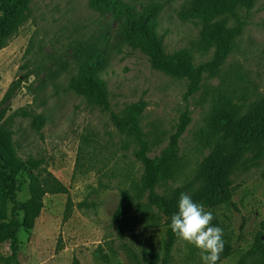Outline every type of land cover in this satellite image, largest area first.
Segmentation results:
<instances>
[{"label":"rangeland","instance_id":"1","mask_svg":"<svg viewBox=\"0 0 264 264\" xmlns=\"http://www.w3.org/2000/svg\"><path fill=\"white\" fill-rule=\"evenodd\" d=\"M123 1L137 10L161 6L157 30L167 54L186 49L195 66L213 57L201 41L193 0ZM237 15L226 17L229 27L243 23L232 52L189 95L186 79L154 69L145 54L122 44L118 23L91 9L89 0H33L0 50V120L12 132L19 156L37 160L39 173L54 177L65 192L47 193L35 227L21 229L18 264H203L199 251L177 237L166 255L167 218L148 207L146 198L130 208L120 227L113 221L121 192L143 168L135 156L137 143L115 128L111 114L139 101L145 105L140 125L150 157L167 147L184 115L189 119L179 139L183 171L158 192L186 193L212 212L227 254L218 264L250 263L247 252L258 238L264 242V142L246 151L236 142L224 150L234 159L227 198L216 204L208 196L197 198L204 182L197 173L212 149L201 133L213 101L230 94L246 113L264 98V0ZM79 44L107 52L100 76L108 110L69 86L78 70ZM18 197L26 200L27 189ZM9 255L0 245V264Z\"/></svg>","mask_w":264,"mask_h":264},{"label":"trees","instance_id":"2","mask_svg":"<svg viewBox=\"0 0 264 264\" xmlns=\"http://www.w3.org/2000/svg\"><path fill=\"white\" fill-rule=\"evenodd\" d=\"M257 1L193 0L192 14L202 24L200 37L203 46L206 50L214 51L210 61L198 66L193 64L192 55L186 49L173 54L165 52L163 36L157 30V17L161 10L159 4L154 3L137 10L123 0H89V6L100 14L110 15L118 23L120 42L145 54L154 69L168 76L186 79L187 93L192 95L199 90L206 75L216 74L242 32L243 23L240 20L238 25L229 27L226 17L238 19L239 10H249ZM32 2L33 0H0V50L6 46ZM77 49L80 59L77 73L69 81L71 90L88 103L108 110L107 85L100 76L107 64V52L82 44ZM144 108V103L139 101L127 106L120 114H111L115 128L137 143L135 156L143 168L139 179L133 178L129 189L121 192L113 221L120 227L130 208L141 198H146L148 207H155L160 215L167 218L164 249L168 255L176 237L170 227L171 217L178 212L181 194L178 191L159 193L157 188L173 182L183 171L179 139L189 119L184 115L167 147L159 155L150 157L149 144L140 125ZM243 108V104L235 97L224 93H220L212 103L201 133L205 141L211 140V144L207 146L212 149L197 173V177L204 180L201 181L198 192L197 198L200 200L208 196L216 204L221 198L228 196V178L234 159L224 150L229 151L230 146L236 142H239L241 151L264 142V98L250 106L246 113H243ZM35 121V126L39 127L41 121ZM38 164L35 159L24 160L19 156L12 132L0 120V245H6L10 252L8 257H1L3 264H18L21 244L19 233L21 229L30 231L35 227L43 208L44 196L47 193L65 192V188L54 177L39 173ZM82 167L83 165L81 170ZM24 189H27L29 197L22 201L18 195ZM212 225L216 226L214 221ZM154 256V261L157 262L158 256ZM221 256H227L224 248ZM246 256L250 258L249 264H264V242H261V238L256 240Z\"/></svg>","mask_w":264,"mask_h":264},{"label":"clouds","instance_id":"3","mask_svg":"<svg viewBox=\"0 0 264 264\" xmlns=\"http://www.w3.org/2000/svg\"><path fill=\"white\" fill-rule=\"evenodd\" d=\"M213 219L210 210H205L203 204L194 202L186 193L180 195L178 212L171 217L173 234L187 245L194 246L203 264H218L224 248L223 229L213 226Z\"/></svg>","mask_w":264,"mask_h":264}]
</instances>
